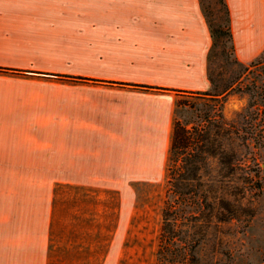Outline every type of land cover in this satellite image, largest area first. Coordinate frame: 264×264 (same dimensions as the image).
<instances>
[{
	"label": "crops",
	"instance_id": "1",
	"mask_svg": "<svg viewBox=\"0 0 264 264\" xmlns=\"http://www.w3.org/2000/svg\"><path fill=\"white\" fill-rule=\"evenodd\" d=\"M225 2L250 62L264 0ZM211 43L200 0H0V264H130L129 219L59 181L164 176L175 94L210 87Z\"/></svg>",
	"mask_w": 264,
	"mask_h": 264
},
{
	"label": "rangeland",
	"instance_id": "2",
	"mask_svg": "<svg viewBox=\"0 0 264 264\" xmlns=\"http://www.w3.org/2000/svg\"><path fill=\"white\" fill-rule=\"evenodd\" d=\"M200 3L211 29L224 30L219 0ZM230 44L222 33H216L213 47L211 43L207 73L215 87L210 83L206 91L175 94L174 122L192 136L205 135L209 147L200 154L205 159L194 173L199 181L190 180L187 188L192 186L195 192L210 195L209 203L203 206L213 221L212 227L197 237L195 258L189 260L190 264L264 261V61H237ZM225 128L231 132L226 134ZM183 163L179 155H173L165 163L164 176L157 179H105L90 184L64 180L63 184L59 181V187L65 189L66 203L72 202L74 188H88L87 193H96L90 197L96 196L98 204L112 208L105 214L113 222L127 217L129 234L122 249L130 252V264H147L148 253L153 254L156 264L164 201L168 192L178 196L181 174H193L191 167ZM57 183L45 178L32 180L34 187L55 189ZM229 212L233 217L223 220ZM137 251L145 253V258L136 260L131 254ZM161 256L158 258L170 257Z\"/></svg>",
	"mask_w": 264,
	"mask_h": 264
},
{
	"label": "trees",
	"instance_id": "3",
	"mask_svg": "<svg viewBox=\"0 0 264 264\" xmlns=\"http://www.w3.org/2000/svg\"><path fill=\"white\" fill-rule=\"evenodd\" d=\"M219 2L223 6L225 29L217 28L212 30L210 23L206 20L210 30L212 47L215 44L216 33H222L227 35L228 40L231 42V48L234 51L227 4L225 0H219ZM236 60L239 61L237 58ZM254 61H264V50L255 59L251 60L249 64L254 63ZM207 75L209 82L215 87L214 81L209 76V73H207ZM190 92L202 91H189L188 93ZM224 132L228 134L231 130L225 128ZM203 138L205 139L206 137L202 133H197L192 136L189 130L174 122L166 161H170L173 155H179L181 161H184L183 164L191 167L193 174L192 176L181 174V183L178 182L177 184L178 196L176 197L174 194L168 192V198L164 201L162 208V222L160 225L159 240L156 249V264H190L189 260L195 258L194 244L198 240L197 237L208 228L212 227L211 222L213 221V216H210L208 212L206 213L203 206L204 204L209 203L208 201L211 199L210 195L204 191L201 193L195 192V190L191 189L192 186L187 188L190 180L199 181V176H196L194 173H197L200 169L199 163L203 162L205 159V157L200 154L207 152L209 149ZM223 200L227 202L229 201L226 198H223ZM232 217V214L229 212L223 220ZM221 219L222 218H220V220ZM160 255H162L161 257L167 255L170 257L167 256V258L159 259L158 257Z\"/></svg>",
	"mask_w": 264,
	"mask_h": 264
}]
</instances>
